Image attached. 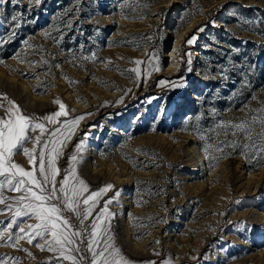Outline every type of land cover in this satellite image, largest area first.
I'll use <instances>...</instances> for the list:
<instances>
[{"label":"rangeland","instance_id":"obj_1","mask_svg":"<svg viewBox=\"0 0 264 264\" xmlns=\"http://www.w3.org/2000/svg\"><path fill=\"white\" fill-rule=\"evenodd\" d=\"M2 7L0 95L49 130L61 126L43 117L60 103L68 113L61 121L78 120L59 146L57 185L75 168L89 193L112 186L93 216L112 201L114 259L264 264V138L257 136L264 128L257 123L251 141L215 129L264 119V0H20ZM225 140L250 147L214 151ZM14 161L31 170L22 152ZM10 215L0 212V221ZM35 243L0 246V257L72 264ZM82 247L79 264H89Z\"/></svg>","mask_w":264,"mask_h":264},{"label":"snow or ice","instance_id":"obj_2","mask_svg":"<svg viewBox=\"0 0 264 264\" xmlns=\"http://www.w3.org/2000/svg\"><path fill=\"white\" fill-rule=\"evenodd\" d=\"M39 2L40 0H36L37 4ZM19 3L20 0H0V11H3L2 6L6 4ZM17 19V15L11 16L14 23ZM68 26L71 27L70 21ZM194 40L195 37H192L187 43L192 44ZM136 75L139 76L140 73L136 71ZM5 100L8 101L7 106ZM0 109L5 113L0 116V205L4 206L0 208V212L11 213L7 221H0V246H15L20 240H26L29 245H33L35 241L34 246L58 253L59 257L71 261L72 264H79L77 256L80 261L86 258L82 247L86 246L87 252L91 254L89 264H123L113 258L119 249H114L110 242V226L107 221L115 215L108 210L112 201H106L103 208L93 216L100 196L112 186L108 185L104 189L89 193L84 180L78 179L75 168H70L59 182V186L57 185V177L60 175L56 164L60 155L59 146L71 135L70 130L78 120L61 121L60 118L66 117L68 113L60 103L59 111L43 117L48 125L61 126L49 130L45 123L39 122L35 117L22 114L19 107L8 100L6 94L0 95ZM257 123L264 128V119L257 118L239 124L218 123L215 126L216 135L220 132L235 135L236 131H240L251 141V131ZM37 130L39 135L33 136L32 133ZM257 136L264 138V132L258 133ZM213 138L215 137H209V140ZM28 142L33 144L31 149L25 146ZM237 147L247 149L250 144L225 140L220 141L214 151L223 153L225 148L235 150ZM259 150L264 153V146H260ZM18 152L28 158L31 170H26L14 161ZM76 159V156L71 157L73 162ZM6 192L18 195H5ZM86 193L88 194L85 195ZM65 213H73L78 224H74L72 218ZM90 218L91 223L86 227L85 222ZM29 220L36 222L27 223ZM13 228L16 229L15 232L12 231ZM5 232L6 240L2 235ZM6 260L19 264L10 257H0V264H5ZM57 264H60L59 260Z\"/></svg>","mask_w":264,"mask_h":264},{"label":"bare ground","instance_id":"obj_3","mask_svg":"<svg viewBox=\"0 0 264 264\" xmlns=\"http://www.w3.org/2000/svg\"><path fill=\"white\" fill-rule=\"evenodd\" d=\"M235 157H236V158H239V159L241 158V157H239V156H235Z\"/></svg>","mask_w":264,"mask_h":264}]
</instances>
